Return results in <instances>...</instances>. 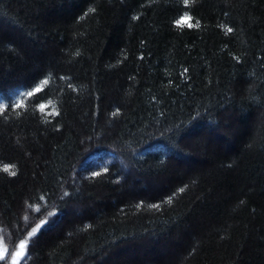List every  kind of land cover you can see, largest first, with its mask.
Listing matches in <instances>:
<instances>
[{"label": "trees", "instance_id": "obj_1", "mask_svg": "<svg viewBox=\"0 0 264 264\" xmlns=\"http://www.w3.org/2000/svg\"><path fill=\"white\" fill-rule=\"evenodd\" d=\"M21 241L264 264V0H0V264Z\"/></svg>", "mask_w": 264, "mask_h": 264}, {"label": "rangeland", "instance_id": "obj_2", "mask_svg": "<svg viewBox=\"0 0 264 264\" xmlns=\"http://www.w3.org/2000/svg\"><path fill=\"white\" fill-rule=\"evenodd\" d=\"M123 167V166H122ZM126 174V173H125ZM125 175H123V177H124ZM122 177V178H123ZM21 242H23V241H21ZM21 242L19 243V245H18V247H17V249L15 250V252H14V254L12 255V257H11V260H10V263L9 264H17L18 263V261H19V259L21 258V256L23 255V253H24V247H23V249H21ZM23 244H24V242H23ZM2 245V244H1ZM17 253H19V255H17ZM4 254V251L0 248V255H3Z\"/></svg>", "mask_w": 264, "mask_h": 264}, {"label": "snow or ice", "instance_id": "obj_3", "mask_svg": "<svg viewBox=\"0 0 264 264\" xmlns=\"http://www.w3.org/2000/svg\"><path fill=\"white\" fill-rule=\"evenodd\" d=\"M184 2H185V3H188V0H184ZM177 23L179 24V23H180V21H177ZM228 31H229V32H231V31H232V29H231V28H229V29H228ZM69 87H71V85H69ZM29 95H31V93H29ZM42 107H43V106H42ZM5 171H7V168L5 169ZM105 171H107V169H105ZM13 175H15V173H13ZM93 175H99V174H98V173H93ZM180 191H181V192H183V191H184V189H183V188H181V189H180ZM152 207H153V208H156V207H158V205H155V204H154V205H152ZM43 223H44V221H41V224H43ZM39 227H40V226H39V225H37V228H39ZM37 228H33V229H32V232H31V233H29V235H32L33 233H35V232L37 231ZM20 246H21V249H23V247H24V244H23V242H21V245H20ZM17 255H19V253H17Z\"/></svg>", "mask_w": 264, "mask_h": 264}]
</instances>
